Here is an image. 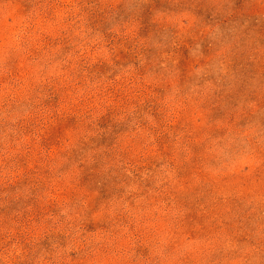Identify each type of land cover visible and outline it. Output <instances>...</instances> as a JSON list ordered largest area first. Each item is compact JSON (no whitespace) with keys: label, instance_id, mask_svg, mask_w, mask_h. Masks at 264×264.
<instances>
[{"label":"clouds","instance_id":"clouds-1","mask_svg":"<svg viewBox=\"0 0 264 264\" xmlns=\"http://www.w3.org/2000/svg\"><path fill=\"white\" fill-rule=\"evenodd\" d=\"M0 264H264V0H0Z\"/></svg>","mask_w":264,"mask_h":264}]
</instances>
